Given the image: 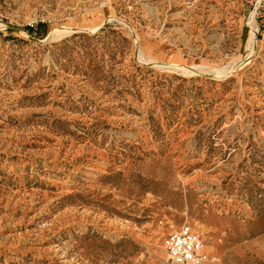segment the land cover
Wrapping results in <instances>:
<instances>
[{"label": "rangeland", "instance_id": "1", "mask_svg": "<svg viewBox=\"0 0 264 264\" xmlns=\"http://www.w3.org/2000/svg\"><path fill=\"white\" fill-rule=\"evenodd\" d=\"M184 225L264 264V0H0V264H177Z\"/></svg>", "mask_w": 264, "mask_h": 264}, {"label": "built area", "instance_id": "2", "mask_svg": "<svg viewBox=\"0 0 264 264\" xmlns=\"http://www.w3.org/2000/svg\"><path fill=\"white\" fill-rule=\"evenodd\" d=\"M166 247L169 257L177 264H199L201 260L202 238L188 225L172 233Z\"/></svg>", "mask_w": 264, "mask_h": 264}, {"label": "bare ground", "instance_id": "3", "mask_svg": "<svg viewBox=\"0 0 264 264\" xmlns=\"http://www.w3.org/2000/svg\"><path fill=\"white\" fill-rule=\"evenodd\" d=\"M74 29V28H73ZM73 29L72 28H66V29H64L63 31L65 32H67V31H73ZM99 28H97V27H95V28H92V31L94 32V31H97ZM77 30H82V29H76L75 31H77ZM74 31V32H75ZM142 56H143V54H142ZM142 58V57H141ZM195 69V68H194ZM176 70V69H175ZM217 70V69H216ZM219 70V73L221 72H224V70H222V69H218ZM226 70V69H225ZM182 71H184V73L185 72H192V71H189L188 69H182ZM198 71V70H197ZM217 72V71H216Z\"/></svg>", "mask_w": 264, "mask_h": 264}, {"label": "crops", "instance_id": "4", "mask_svg": "<svg viewBox=\"0 0 264 264\" xmlns=\"http://www.w3.org/2000/svg\"><path fill=\"white\" fill-rule=\"evenodd\" d=\"M255 245H258L257 243L254 242ZM258 247V246H257Z\"/></svg>", "mask_w": 264, "mask_h": 264}]
</instances>
